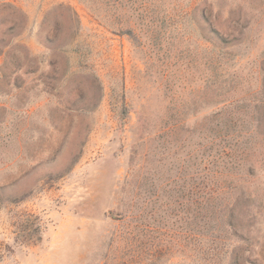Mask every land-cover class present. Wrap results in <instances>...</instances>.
<instances>
[{"label": "rangeland", "instance_id": "1", "mask_svg": "<svg viewBox=\"0 0 264 264\" xmlns=\"http://www.w3.org/2000/svg\"><path fill=\"white\" fill-rule=\"evenodd\" d=\"M262 100L264 0L1 5L0 264H264V146L227 178L205 127ZM196 172L245 191L242 241Z\"/></svg>", "mask_w": 264, "mask_h": 264}, {"label": "trees", "instance_id": "2", "mask_svg": "<svg viewBox=\"0 0 264 264\" xmlns=\"http://www.w3.org/2000/svg\"><path fill=\"white\" fill-rule=\"evenodd\" d=\"M16 1L0 0V6L13 5ZM212 33L213 37L220 43V47L225 44L222 36L217 32ZM212 44L213 48L216 49L217 45L214 42ZM222 60L221 56L213 57L211 60L213 69L222 67ZM260 103L259 106H254L251 111L248 107L233 108L226 112L229 119L225 121L211 119L206 124V137L212 143V147H210L211 153L208 155L209 158L210 156H213V158L225 156L232 163V168L230 170L225 168V173L222 172L221 176L226 175L227 178H243L244 176L249 179L255 178L254 164L259 163V159L258 157L256 158V152L253 149L259 144L264 146V100ZM124 113L122 114L123 116ZM226 113L224 111L215 112L213 113V118ZM248 116L252 118L247 120ZM182 127L183 125L176 124L174 125V130H179ZM261 154L263 155V152ZM195 175L197 178H195V183L193 184V198L203 208L201 211H206V215L210 212L211 215L220 216L225 225L233 231V235L242 241L244 239V226L240 224L239 218L242 214V209L245 207L243 204L247 197L245 191L241 187H232L231 185L226 187L219 186L214 183L213 174L200 177L196 172ZM246 181L248 180H243V182ZM258 196L259 193L255 191L253 195L250 193L248 198L253 199L252 197L256 198ZM210 204L213 205L209 206Z\"/></svg>", "mask_w": 264, "mask_h": 264}]
</instances>
